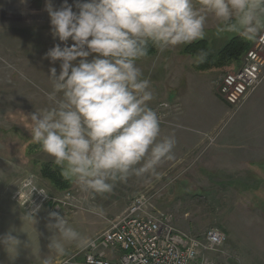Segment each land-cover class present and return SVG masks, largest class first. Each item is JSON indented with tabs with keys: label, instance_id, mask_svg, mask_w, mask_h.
<instances>
[{
	"label": "rangeland",
	"instance_id": "374dc122",
	"mask_svg": "<svg viewBox=\"0 0 264 264\" xmlns=\"http://www.w3.org/2000/svg\"><path fill=\"white\" fill-rule=\"evenodd\" d=\"M63 3L52 0L55 8ZM68 3L78 11L75 0ZM193 3L200 7L198 0ZM45 4L46 0H0V264H42L49 255L78 264L82 255H73L86 240L141 194L150 196L149 210L172 214L180 231L197 235L214 226L223 229L228 237L222 252L211 253L214 260L264 264V79L235 112L216 92L220 76L238 68L245 54L221 61V48L236 37L250 47L256 38L228 31L209 13L204 37L192 42L206 41L203 51L209 59L197 63L187 45L164 52L150 48L137 63L154 93L149 106L160 119L161 138H175L173 159L162 161L155 174H130L110 192L95 193L66 179L54 158L31 138L30 114L50 107L49 69L59 71L60 63L52 64L44 56L61 43L51 34ZM258 15L264 21V11ZM46 169L58 172L64 182L46 178ZM27 175L57 198L72 193L76 202L27 215L10 198ZM53 214L79 233V243L62 240L52 227ZM54 235L64 245L62 254L48 247ZM110 252L112 260L122 254Z\"/></svg>",
	"mask_w": 264,
	"mask_h": 264
},
{
	"label": "clouds",
	"instance_id": "9594fccd",
	"mask_svg": "<svg viewBox=\"0 0 264 264\" xmlns=\"http://www.w3.org/2000/svg\"><path fill=\"white\" fill-rule=\"evenodd\" d=\"M75 3L78 11L68 0L59 8L46 0L51 34L61 43L44 56L59 61V71L50 67V107L30 114L29 130L66 179L106 193L130 174H155L162 161L173 159L175 138H161L160 119L149 106L154 93L137 62L150 48L164 52L203 38L209 13L228 31L257 38L264 32L258 15L264 0H198L200 7L193 0ZM206 56L200 50L195 60L202 63ZM53 215L62 240L79 243V233ZM55 237L48 247L59 255L65 249ZM42 264H56L55 256Z\"/></svg>",
	"mask_w": 264,
	"mask_h": 264
},
{
	"label": "built area",
	"instance_id": "2783aa9c",
	"mask_svg": "<svg viewBox=\"0 0 264 264\" xmlns=\"http://www.w3.org/2000/svg\"><path fill=\"white\" fill-rule=\"evenodd\" d=\"M264 79V32L245 52L240 66L222 74L217 82V95L235 112L255 92ZM10 198L29 216L44 207L73 205L76 197L66 192L57 198L42 187L32 175L23 177ZM150 196H135L124 212L94 237L86 240L73 257L82 255L78 264H228L211 258L220 253L227 233L210 227L200 234L178 230L173 215L149 210ZM121 252L112 260L110 250ZM58 258L56 264H65Z\"/></svg>",
	"mask_w": 264,
	"mask_h": 264
},
{
	"label": "trees",
	"instance_id": "16d2710c",
	"mask_svg": "<svg viewBox=\"0 0 264 264\" xmlns=\"http://www.w3.org/2000/svg\"><path fill=\"white\" fill-rule=\"evenodd\" d=\"M206 46V41L201 40L194 43L187 44V49L190 50L193 54H197L200 50H203ZM251 47V46H250ZM250 47L248 45L246 46V43L242 38L236 37L229 40L223 48L219 51V59L225 60L229 58L238 59L242 52H246ZM208 46L204 49L207 51ZM150 50V49H149ZM246 50V51H245ZM204 51V52H205ZM206 59H209V57H206ZM44 175L46 178H50V180L54 183H63V178L60 177L59 173L55 170H44Z\"/></svg>",
	"mask_w": 264,
	"mask_h": 264
},
{
	"label": "water",
	"instance_id": "95a60500",
	"mask_svg": "<svg viewBox=\"0 0 264 264\" xmlns=\"http://www.w3.org/2000/svg\"><path fill=\"white\" fill-rule=\"evenodd\" d=\"M55 209L59 210V209H60V207H59V206H56V207H55ZM63 214H66V213H63Z\"/></svg>",
	"mask_w": 264,
	"mask_h": 264
}]
</instances>
